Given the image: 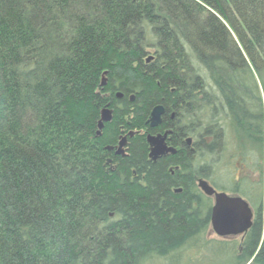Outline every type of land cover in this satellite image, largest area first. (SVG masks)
<instances>
[{
    "label": "trees",
    "instance_id": "trees-1",
    "mask_svg": "<svg viewBox=\"0 0 264 264\" xmlns=\"http://www.w3.org/2000/svg\"><path fill=\"white\" fill-rule=\"evenodd\" d=\"M255 76L264 89V0H0V264H144L191 244L211 227L198 180L206 133L210 155L223 143L219 96L263 145L246 118L260 96L241 94ZM164 129L177 153L153 162ZM123 135L124 157L107 150ZM263 211L222 241L231 264H264Z\"/></svg>",
    "mask_w": 264,
    "mask_h": 264
},
{
    "label": "rangeland",
    "instance_id": "rangeland-1",
    "mask_svg": "<svg viewBox=\"0 0 264 264\" xmlns=\"http://www.w3.org/2000/svg\"><path fill=\"white\" fill-rule=\"evenodd\" d=\"M203 74H205L204 71ZM252 81L248 80L246 89L242 90L241 94L252 91V93L260 96L261 102L259 103V107L256 105L253 112L254 115L247 114L246 118L258 124L259 119L255 115H261L264 140V89L257 77L256 81ZM220 119H222L225 127L223 150L218 153V157L205 155L201 164L207 162L211 165L213 175L210 176L208 181L218 192L231 195L236 184H239L241 190L244 192L239 195L249 203L255 213L261 200L264 206V141L263 145L257 142L259 139L256 142L250 143L248 140H245V137L239 136L237 125L230 118L226 109L220 114ZM211 199L214 205V199ZM237 238H221L214 233L211 226L195 241L176 254L169 255L168 257L148 259L144 264H231L233 263L230 256L231 250H228L221 243L222 241H237L239 243L240 237ZM247 264H251V262Z\"/></svg>",
    "mask_w": 264,
    "mask_h": 264
},
{
    "label": "water",
    "instance_id": "water-1",
    "mask_svg": "<svg viewBox=\"0 0 264 264\" xmlns=\"http://www.w3.org/2000/svg\"><path fill=\"white\" fill-rule=\"evenodd\" d=\"M154 57L150 56L148 61ZM122 97L121 94L118 95ZM134 100V97H132ZM166 113L164 106H156L150 115L148 125L155 129L162 125L163 117ZM113 112L109 107L104 108L101 115V120L98 126V135L101 136L106 123L111 122ZM172 131L166 132L164 135H151L147 137L150 146L149 158L153 162H157L160 158L168 154H176L177 150L173 147H168L167 138ZM134 132L130 133L132 137ZM128 137L123 135L119 144L116 147H107L108 151H115L118 156H126V146ZM112 159H108L107 165H111ZM198 186L200 190L210 198L214 199V206L211 213V226L216 235L221 238H237L244 236L252 227L255 213L249 203L240 195H229L223 192H218L206 179H199Z\"/></svg>",
    "mask_w": 264,
    "mask_h": 264
},
{
    "label": "flooded vegetation",
    "instance_id": "flooded-vegetation-1",
    "mask_svg": "<svg viewBox=\"0 0 264 264\" xmlns=\"http://www.w3.org/2000/svg\"><path fill=\"white\" fill-rule=\"evenodd\" d=\"M210 84V83H209ZM211 85V84H210ZM212 86V85H211ZM211 86H209L208 88H206V92H208V91H212V92H214L215 91V89L214 88H212ZM248 93H252V91H250V92H248ZM218 101H219V103L221 104L219 107L221 108V111H224L225 109H226V107H225V105H224V103H223V100L221 99V97L219 96L218 97ZM219 108V109H220ZM216 111H217V109H216ZM209 114H211V112H209V111H207ZM166 114V113H165ZM219 114H221V113H219ZM165 116V115H164ZM208 116V115H207ZM242 118H244V117H242ZM170 119L171 120H173L174 119V114H172L171 116H170ZM223 119V118H222ZM222 119H220L219 120V124L221 125V127H222V129H223V131H224V135H223V143H222V145H221V148L219 149V153L220 152H222V150H223V147H224V139H225V127H224V125H223V123H222ZM163 121H164V117H163ZM163 124V123H162ZM247 126H250V124H247L246 122L244 123V125H243V127H241V126H237V130H238V132H239V136H243V137H245V140H248L250 143H252L253 142V140H252V138H253V134H252V132H251V129H250V127H247ZM159 128V127H158ZM155 129H157V128H155ZM168 131H172V133H170L169 135H168V138H167V145H168V147H173L174 149H176L177 150V148L175 147V146H173L172 144H171V136H172V134H173V130L172 129H164V130H160V131H157L155 134H152V135H159V134H161V135H164L166 132H168ZM212 136H210L209 135V133H206V137H205V139H204V144H203V147H204V150H205V155L206 156H209L210 155V153H209V148H210V144H211V142H212ZM148 142V141H147ZM188 147H189V144H188ZM115 152V151H114ZM149 153H150V146H149ZM168 155H170V154H168ZM168 155H166V156H168ZM166 156H164V157H166ZM216 157H218V153L216 154ZM208 181V180H207ZM209 182V181H208Z\"/></svg>",
    "mask_w": 264,
    "mask_h": 264
}]
</instances>
